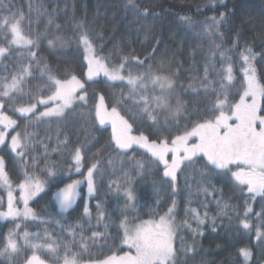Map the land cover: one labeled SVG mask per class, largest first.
Here are the masks:
<instances>
[{
	"label": "snow or ice",
	"instance_id": "1",
	"mask_svg": "<svg viewBox=\"0 0 264 264\" xmlns=\"http://www.w3.org/2000/svg\"><path fill=\"white\" fill-rule=\"evenodd\" d=\"M10 3L11 0L8 4L0 0V7L8 11V15H0V34L3 35V39H0V59H6L16 48L26 47L28 50L27 63L22 64L9 77L0 78V146L13 154L14 159L24 162L25 157L32 151L30 144L34 134L28 132L29 127L41 122L65 120L77 107L87 104L88 85L111 82L127 88V95L125 96L122 89L119 97L113 94L112 102L109 104L102 91L93 89L94 104L90 116L93 125L98 123L99 126H103L110 123L112 129L110 144L113 151L119 155L127 156L129 152L134 154L140 149L144 150L146 161L136 160L135 155L130 157L133 161V171L138 175L146 169L153 167L159 169L162 166V177L170 184L172 194L176 195L179 191L178 174L203 161V167L209 176L213 174L227 176L230 183L234 182L242 192L246 190L251 201H255L256 197L264 199V114H261L264 113V108L260 104V100L264 99V84L260 82L253 64L258 54L254 53L252 48H246V54L242 56L246 67L242 69V83L236 93L238 99L228 95L235 87L231 63L216 73L220 77L216 82L209 80L210 65L205 64L202 82L213 87L211 95L215 99L211 108L206 109V116H199L194 122L182 125L181 119L191 121L192 117L188 113L187 103L176 91L177 88L183 87L177 83L178 69L173 70L172 65L163 60L158 64L151 63L150 61L155 60L156 47H153L152 54L143 59L138 56L125 57L118 65L111 66L106 58L95 54L92 40L86 34H81L75 37L76 42L78 45L83 44L85 51L90 54L85 56L87 65L86 71L82 72L83 78L74 74L71 69L54 71L39 55L41 45L45 50L56 53L62 51L72 38L64 35L61 26L53 24L51 19L43 31L35 35L30 30L25 32L22 25L26 17L19 10L12 11ZM219 3L226 6L225 0H219ZM129 4H132V0H129ZM216 5L217 0H210L208 7L215 8ZM200 10L197 6L198 13ZM140 14L147 16L148 9L145 8ZM227 15L220 12L218 17L213 16L205 21L207 25L205 32L212 29L218 31L219 27L227 23ZM180 19L186 25L194 24L191 17L185 16ZM27 22L30 28V17L27 18ZM216 49L223 59L224 52L219 45ZM132 61L142 70L133 74L128 67ZM34 65L39 71L41 86H38L35 92L26 93L24 85L27 79L32 77ZM101 76L104 77L103 80L98 79ZM214 84H219V88H215ZM205 94H208L207 87ZM25 95L28 97L27 102L23 101ZM133 98L138 112L152 121L157 133L155 138H150L143 132L139 135L131 134L133 125L121 110L130 111L126 105ZM6 108H10L14 114L18 113L23 118L25 124L22 130L17 131L21 125L6 113ZM160 113L165 114L163 125L156 127L159 124ZM13 132L15 134H12ZM162 132H166L167 135H162ZM59 143L67 146V136ZM44 147L45 167L40 170L42 174H36L25 164L20 178L15 182L9 175L8 162L0 155V189L4 190L7 196L6 210H0V221L10 219L14 222V228L9 230L6 237L0 238V257L5 258L0 260V264H5V260L14 264L16 257L22 250L26 252L27 248L33 251L30 256H25L23 264H45L37 255V251L46 249L49 253L55 254L61 247L65 253L62 264H81L83 254L87 250L83 238L79 253L71 251V244L54 240L47 233L45 235L51 242L31 243L30 235L39 237L40 234H30L27 231L21 234V224L16 221L29 218L42 220V216L47 215L52 218L53 223H60L64 214H71L76 210L77 201L82 196L80 186L85 182L87 198H95L97 201L95 207L98 222L105 218V202L100 199L101 195H112L116 201H123L122 220L118 229L120 234L114 240H118L129 249L123 255L114 252L103 259H93L89 255L85 264H176L174 199L167 212L162 215L153 214L152 218L147 220L141 219L139 215H132L129 218V212L138 213L142 210L140 208L142 197L133 187L134 181L129 173H124L123 183L110 182L107 185L108 191L103 192L94 179L98 164L92 163L88 166L85 175L81 171L84 161L83 148L77 145L70 153L73 164L68 172L71 173L74 169L75 173L84 179H72L69 174L67 179L71 182L65 183L63 171L56 163L48 162V149L46 145ZM32 160L35 164L34 157ZM44 197H47L46 205L40 212L29 206L30 201ZM21 203L22 208L18 206ZM3 208L4 198L0 196V209ZM53 213L60 219H55ZM83 215L85 217L91 215L86 202L83 203ZM251 215L264 220V205L259 213H254L251 204L246 201L242 217L238 215L239 225L249 231L255 228L257 241H264V223L251 224L249 222ZM206 218L207 213L203 219L196 213L197 229L205 224ZM197 229L192 231L202 235ZM72 235L74 237L75 233ZM103 235L94 232L92 239ZM21 240L23 244L20 243ZM239 255L243 256L245 264L252 258V253L247 247L241 248ZM60 259L57 258L58 264Z\"/></svg>",
	"mask_w": 264,
	"mask_h": 264
},
{
	"label": "trees",
	"instance_id": "2",
	"mask_svg": "<svg viewBox=\"0 0 264 264\" xmlns=\"http://www.w3.org/2000/svg\"><path fill=\"white\" fill-rule=\"evenodd\" d=\"M4 2L8 4L9 0H4ZM209 4L210 0H132V4H129V0H11L9 7L14 12L19 10L26 17L22 25L25 32L30 30L33 35L41 32L51 19L53 24L61 26L64 35L72 38L65 44L62 51L56 53L45 50L41 45L39 55L49 63L54 71L71 69L74 74L83 78L82 72L86 71L87 65L86 51L84 45H78L75 39L81 34H86L92 40L97 53L103 55L113 66L121 63L125 57L138 56L143 59L152 54L153 47H156L155 60L150 62L158 64L163 60L170 63L173 70L178 69L177 83L183 87L177 88L176 91L187 103L188 113L192 117L191 121L181 119L183 125L194 122L199 116H206V109L211 108L215 99L211 95L213 87L202 82L205 64L210 65L209 80L216 82L220 79L216 73L231 63L235 87L228 92V95L238 99L236 93L240 90L242 83V69L246 67L242 56L246 54L245 49L250 47L254 53L258 54L253 64L260 82L264 84V59H262L264 55V0H225L226 6L221 5L217 0L215 8L208 7ZM197 6L201 9L199 13ZM145 8L148 9L147 16L140 14ZM220 12L228 14L227 23L219 27L218 31L212 29L206 33L207 25L204 22L213 16L218 17ZM0 15H8V11L0 7ZM185 16L191 17L194 24H184L180 17ZM29 17L30 28L27 22ZM213 33L216 34L213 35ZM0 39H3L2 34H0ZM217 45L224 52L223 59L216 49ZM17 50L16 52L21 53L22 57L18 58L17 54L11 57L10 54L0 64V68L4 66L8 69L10 65L15 68L17 60L21 65L27 63V48L20 47ZM128 67L134 74L142 70L136 67L134 61L129 63ZM13 72L14 70L8 69L5 76L9 77ZM98 79L103 80L104 77ZM38 86H41V81L39 71L34 65L33 75L25 83V92H35ZM87 87L89 92L87 104L77 107L65 120L41 122L28 128V132L34 134V139L30 144L32 151L25 157L24 162L14 159L13 154L3 147L0 149V155H4L8 162L11 179L15 182L20 178L25 164L36 174L41 175L40 170L45 167V145L48 149V162L59 166V169L63 171L65 183L71 182L67 179L69 174L72 179L84 178L75 173L74 169L71 173L68 172L73 164L70 153L77 145H80L84 152L81 171L86 175L87 167L92 163H97L94 178L103 192L108 191L107 185L110 182L123 183L124 173L130 174L134 181L133 187L142 197L140 202L142 210L138 213L129 212V218L132 215H139L141 219L147 220L152 218L153 214L162 215L167 212L173 199L176 201L175 216L179 228L176 264H245L243 256L239 255V250L245 247L249 248L252 253L248 264H263L264 241H257L255 228L251 231L244 230L239 225L238 215L242 217L246 201L251 204L254 213H259L264 205V199L256 197L255 201H251L246 190L242 192L234 182L230 183L227 176L216 174L209 176L203 167V161L178 174L177 188L179 191L176 195L172 194L170 184L162 177V166L159 169L155 167L146 169L138 175L133 171V161L130 157L135 155L136 160L146 161L147 156L144 150L140 149L134 154L129 152L127 156L119 155L113 151L110 144L112 134L110 123L103 126H99L98 123L93 125L90 116V110L94 104L93 89L102 91L109 104L112 102L113 94L119 97L123 89L126 96L128 89L111 82L90 84ZM205 87H207L208 94H205ZM214 87L219 88V84H214ZM27 99L25 95L23 101L26 102ZM134 99L129 100L126 105L130 111L121 110L125 118L133 125L131 134L139 135L143 132L150 138H155L157 133L152 121L138 112ZM260 104L264 108V99L260 100ZM5 111L21 125L17 131L22 130L25 124L23 118L18 113L14 114L10 108H6ZM164 116V113L158 115L159 124L156 127L163 125ZM161 134L167 135L166 132ZM65 136L68 138L67 146L59 143L65 139ZM31 153L34 158H38L35 164L33 160H28ZM0 192L5 194L4 190ZM100 199L105 202L104 209L108 213H105V218L99 222L95 198L89 201L91 215L89 217L83 215V203L87 201L84 197L78 199L76 210L71 214H64L63 221H60L61 224L68 222L69 232L60 224L56 225L50 221L52 218L47 215L42 216V220L47 222L25 221L27 229H31L28 222L37 223V228L51 232L60 238V242L71 244V250L78 253L81 252V238H83V243L87 245V250L82 257L84 261H87L89 255L93 259H103L114 252L123 253L128 248L121 245L118 240H114L120 234L118 231L120 223L112 224L111 222L113 216L118 219L122 218L119 214L123 209V201H116L112 195H101ZM46 200L47 197L37 198L31 206L40 212L42 208H45ZM112 206L117 211H114ZM194 209L199 212L202 219L207 213L205 224L198 229L197 219L188 217ZM47 211L52 210L47 209ZM53 217L60 219V217H55L54 213ZM100 222L109 223L112 226L108 242L102 246L93 242L90 236L93 229L82 231L80 228L82 224L96 226ZM249 222L259 225L264 223V220L251 215ZM13 228L14 222L11 220L0 221V238L6 237L9 230ZM193 229H197L202 235L194 233ZM20 231L22 234L25 230L22 228ZM71 232L75 233V238ZM20 243L23 242L20 241ZM192 243H196V246H192ZM23 253L16 257L14 264H23L25 256L31 255L28 249ZM64 254L62 249L58 254L55 253L57 258H62ZM53 257L54 254L51 257L45 255L44 259L50 258L51 260ZM4 259L0 257V260ZM5 264H10V262L5 260Z\"/></svg>",
	"mask_w": 264,
	"mask_h": 264
},
{
	"label": "rangeland",
	"instance_id": "3",
	"mask_svg": "<svg viewBox=\"0 0 264 264\" xmlns=\"http://www.w3.org/2000/svg\"><path fill=\"white\" fill-rule=\"evenodd\" d=\"M18 48H16V49H14L13 50V52L11 53V57H13L14 56V54H17L18 55V58L19 57H22V55H21V53H17L18 52V50H17ZM95 49V48H94ZM16 50H17V52H16ZM16 52V53H15ZM95 54L96 55H98V56H100V57H104L103 55H101V54H99V53H97V51L95 50ZM87 55H90L89 53H87L86 52V56ZM105 58V57H104ZM4 61V59H0V64L2 63ZM107 62L111 65V66H113L111 63H110V61L109 60H107ZM16 67L14 68L12 65H10L9 66V70H14V72L15 71H17L18 69H19V67L21 66V64H20V61L19 60H17V62H16ZM8 69H6L4 66L2 67V68H0V78H4V77H6L5 76V74L8 72ZM134 74V73H133ZM258 75V74H257ZM101 77H103V76H101ZM100 78V77H99ZM259 78V77H258ZM24 87H25V85H24ZM25 90H26V88H24ZM27 102V101H26ZM7 113V112H6ZM9 116H11L9 113H7ZM12 117V116H11ZM13 118V117H12ZM14 119V118H13ZM11 131V130H10ZM12 134H15L14 132L12 133ZM10 139V138H9ZM3 146H0V149L2 148ZM33 153H31L29 156H28V160H30V161H32V158H33V155H32ZM4 156V155H3ZM4 158H6L5 156H4ZM6 160V159H5ZM38 161V158H35V163ZM80 179H84V178H80ZM95 179V178H94ZM80 189H81V192H83L84 194H82L83 196H86L87 197V185H86V182L85 183H83L81 186H80ZM2 189H0V191H1ZM0 196H3V198H4V205H5V208H3V209H0V210H6V200H7V196H6V192H5V194L4 193H1L0 192ZM37 199V198H36ZM87 199V201H89V199L88 198H86ZM87 201H85V202H87ZM33 201H30L29 202V206L31 207V208H33L32 206H31V203H32ZM77 203H78V201H77ZM88 204V206H89V203H87ZM19 207H23V204L21 203V204H19L18 205ZM34 209V208H33ZM112 209L114 210V211H117V209H114V207L112 206ZM195 210V209H194ZM104 211H105V213H108V211L107 210H105L104 209ZM196 213H198L199 214V212L197 211V210H195V212H190L189 214H188V217L189 218H195L196 219ZM119 215H121V214H119ZM199 217H200V214H199ZM113 221H111L112 222V224H116V223H121V221H118V220H122V218L121 219H118V217H115V216H113ZM10 220V219H9ZM174 220H175V223H176V221H177V218H176V216H175V214H174ZM4 221H8V220H4ZM25 221H31V222H33V221H41V220H32L31 218H29V219H27V220H18L17 221V223H20L21 224V228L20 229H22V228H24V230L25 231H27V232H29L30 234H35V233H39L40 235H39V237H37V236H35V235H30V237H29V240H30V242L31 243H40V244H43V243H46V242H51L49 239H48V237L45 235V233H47V234H49L50 236H51V238L52 239H54V240H57V241H59V237H56V236H54L51 232H49V231H46V230H42V228H37V223L36 224H30V222H28L29 223V226H31V229L30 230H28L27 229V224H26V222ZM50 221H52V219H50ZM60 221H63L62 219H60ZM187 221V220H186ZM56 225H57V223H55ZM58 224H60L61 225V227H63V229H67L68 230V228H67V224H68V222L66 223V224H61V222L60 223H58ZM178 225H177V223H176V234H175V239H174V245H175V248L177 247V244H178V232H179V228L177 227ZM81 228V230L82 231H84V230H91V229H93V231H92V233L90 234V236H91V238H92V234L94 233V232H96V233H102V234H104L103 235V237H97L96 239H92L93 240V242H95V243H97L98 245H103L104 243H107L108 242V238H109V236H110V233H111V228H112V226L109 224V223H98L96 226H92V225H83L82 224V226L80 227ZM84 229V230H83ZM70 230V229H69ZM69 230H68V232H69ZM21 232V231H20ZM198 232H200V231H198ZM53 233H54V231H53ZM72 233V232H71ZM73 236V235H72ZM74 238H75V235H74ZM21 242H23V240H21ZM23 244V243H22ZM192 246H196V243H192ZM127 247V246H126ZM28 250H30V252H31V254H32V249L31 248H27ZM60 249H62L63 250V248L61 247ZM60 249H58V251H57V253L56 254H58L59 253V250ZM176 250H177V248H176ZM72 251V250H71ZM126 251H129V249L128 250H125L124 252H126ZM72 252H77V251H72ZM123 252V253H124ZM78 253V252H77ZM123 253H120V254H118V255H123ZM133 253H134V250H133ZM20 254H24L23 253V250L21 251V253ZM37 255H39L40 257H41V259L42 260H44V262H45V264H58V260H57V257H56V255L54 254V257L50 260V258H47V259H44V257H45V255H49V257H51L52 255H53V253H49L46 249H44V250H39V251H37ZM177 257H178V255H177V253H176V257H175V260H177ZM60 262H62V258L59 260V264H62V263H60ZM85 262L86 261H84L83 259H81V264H85ZM264 264V263H263Z\"/></svg>",
	"mask_w": 264,
	"mask_h": 264
}]
</instances>
